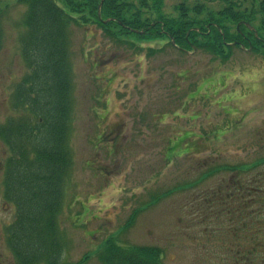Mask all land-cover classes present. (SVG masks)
I'll use <instances>...</instances> for the list:
<instances>
[{"label":"rangeland","instance_id":"1","mask_svg":"<svg viewBox=\"0 0 264 264\" xmlns=\"http://www.w3.org/2000/svg\"><path fill=\"white\" fill-rule=\"evenodd\" d=\"M196 2L206 12L197 15ZM182 3L199 19L226 5L164 0L158 13L177 18ZM26 11L18 0H0V126L19 113L11 94L28 72L20 51ZM143 13L150 21L158 16ZM228 28L234 32L236 24ZM70 40L72 152L59 217L62 263L102 264L98 253L113 239L124 247H159L164 264H241L233 254L248 252L243 248L252 241L237 249L226 230L232 208L246 199L256 209L264 198V55L236 47L226 59L205 49L187 54L166 37L132 45L96 25H73ZM4 149L0 139L2 162ZM15 216L0 200V264L16 262L7 232Z\"/></svg>","mask_w":264,"mask_h":264},{"label":"trees","instance_id":"2","mask_svg":"<svg viewBox=\"0 0 264 264\" xmlns=\"http://www.w3.org/2000/svg\"><path fill=\"white\" fill-rule=\"evenodd\" d=\"M101 1L19 0L27 6L24 19L27 31L22 44L30 73L18 85L15 100L18 105L31 106V117L11 124L7 127L8 132L7 128L3 129L5 138L12 137L15 146L9 162L8 189L19 210L9 239L16 264H64L57 217L62 207L64 178L71 161L68 147L73 74L70 27L97 25L113 38L132 45L138 40L166 37L161 23L156 20L153 24L149 17L143 16L148 9L160 12L163 0H138L139 8L134 7L132 0H104L99 16ZM220 1L226 4L224 8L218 13L207 12L203 19L190 17L189 8L184 4L179 8V17L160 15L159 19L179 47L190 49V43H193L222 59L228 58L232 49L225 42H239L246 47H250L251 42L255 51L264 47L244 23L234 32L228 28L229 23L254 25L258 19L256 28L259 37L264 39V0ZM248 2L251 3L250 10ZM206 10L205 5L198 2L193 7L197 15ZM128 35L137 40L120 39ZM229 197L236 199L239 196L231 193ZM245 201L231 209L228 217L232 226L226 231L233 234L237 249H241L244 241H252V244L243 248L248 252L240 250L233 257L241 264H264V252L260 255L255 252L262 243L264 246L261 241L264 240V198L256 209L251 202L246 205ZM256 242H259L258 247L254 245ZM162 253L156 246L124 247L111 239L105 243L99 258L103 264H164Z\"/></svg>","mask_w":264,"mask_h":264},{"label":"flooded vegetation","instance_id":"3","mask_svg":"<svg viewBox=\"0 0 264 264\" xmlns=\"http://www.w3.org/2000/svg\"><path fill=\"white\" fill-rule=\"evenodd\" d=\"M14 139L12 137H8L7 139V143L8 145L5 147V151L3 153V159L5 160V158H10L12 159V154H13V149L15 148V146L12 144V141ZM3 170H4V166H3V162L0 161V176H3ZM9 189L8 186H6V199L3 198V195L0 196V200H1V207L3 209H6L7 207H15L16 204H14V202H11L9 200V193H8ZM0 241H1V235H0Z\"/></svg>","mask_w":264,"mask_h":264}]
</instances>
